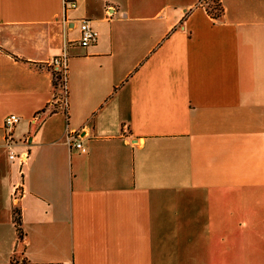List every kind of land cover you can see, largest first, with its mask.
<instances>
[{
	"label": "crops",
	"instance_id": "obj_1",
	"mask_svg": "<svg viewBox=\"0 0 264 264\" xmlns=\"http://www.w3.org/2000/svg\"><path fill=\"white\" fill-rule=\"evenodd\" d=\"M219 1L0 0V264H264V0Z\"/></svg>",
	"mask_w": 264,
	"mask_h": 264
},
{
	"label": "built area",
	"instance_id": "obj_2",
	"mask_svg": "<svg viewBox=\"0 0 264 264\" xmlns=\"http://www.w3.org/2000/svg\"><path fill=\"white\" fill-rule=\"evenodd\" d=\"M203 6L206 8V0H203ZM65 7L67 8H75L76 4L74 2H66ZM80 46L82 48H88L97 40V33L93 30L90 21L84 20L81 22L80 26ZM49 66L51 67V71L53 73L54 80V88H55V96L54 101L51 105V113L56 112H65L67 111V94H68V64H67V54L66 50L63 54L58 57L53 58ZM41 115H38L34 118L33 123L36 124L40 121ZM21 119L16 115H9L5 118L4 121V129L7 133L6 137V147L10 151V159L14 160L17 158L16 153L13 151L14 149V140L13 133L15 128L20 124ZM67 143L71 149L78 150L81 154H86L88 152L86 146L83 143V137L81 132H70L67 136ZM26 157H23L21 160L23 161ZM23 194V191L17 189V193L15 194V199H17L20 195Z\"/></svg>",
	"mask_w": 264,
	"mask_h": 264
},
{
	"label": "trees",
	"instance_id": "obj_3",
	"mask_svg": "<svg viewBox=\"0 0 264 264\" xmlns=\"http://www.w3.org/2000/svg\"><path fill=\"white\" fill-rule=\"evenodd\" d=\"M209 2H210V5H211V3H212V5L214 4L215 6H214V8H212V9H210V10L207 8V12H208L209 14H211V15L213 16L214 19H216V20L220 19L221 16L223 15V8H222V6H221L220 1H219V0H212V1L208 0V1L206 2V5H207V3H209ZM209 7H210V6H209ZM53 77H54V76H53ZM54 86H55V85H54ZM14 215H15L14 220H15V226H16V228H17V233H18L19 238L22 240L23 237H24V234H23V231H22V228H21V217H20V212H19L18 210H15Z\"/></svg>",
	"mask_w": 264,
	"mask_h": 264
},
{
	"label": "rangeland",
	"instance_id": "obj_4",
	"mask_svg": "<svg viewBox=\"0 0 264 264\" xmlns=\"http://www.w3.org/2000/svg\"><path fill=\"white\" fill-rule=\"evenodd\" d=\"M207 1H208V0H207ZM207 1H206V2H207ZM210 1H212V0H210ZM205 6H206V8H208V9L210 10V9L214 8L215 5H214V4L212 5V3H211V5H210V2H209V3H207V5H205ZM209 6H210V7H209Z\"/></svg>",
	"mask_w": 264,
	"mask_h": 264
}]
</instances>
